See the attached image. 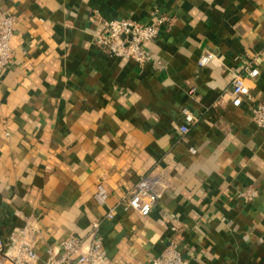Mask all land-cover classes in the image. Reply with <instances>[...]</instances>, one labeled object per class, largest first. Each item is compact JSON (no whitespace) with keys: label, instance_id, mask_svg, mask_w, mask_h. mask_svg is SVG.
<instances>
[{"label":"crops","instance_id":"obj_1","mask_svg":"<svg viewBox=\"0 0 264 264\" xmlns=\"http://www.w3.org/2000/svg\"><path fill=\"white\" fill-rule=\"evenodd\" d=\"M6 14L1 239L32 225L45 259L47 246L86 239L98 222L107 264H150L178 226L187 264H264V132L231 96L240 74L250 101L264 102V0H0ZM157 15L168 22L144 44V65L95 41L106 21ZM182 109L195 119L186 134ZM141 179L157 196L146 217L125 204Z\"/></svg>","mask_w":264,"mask_h":264},{"label":"built area","instance_id":"obj_2","mask_svg":"<svg viewBox=\"0 0 264 264\" xmlns=\"http://www.w3.org/2000/svg\"><path fill=\"white\" fill-rule=\"evenodd\" d=\"M168 22L165 15H157L153 23L147 24L133 19H114L104 23V31L95 37L105 53L112 57L133 60L139 65L150 61V55L144 44L156 38L163 26ZM14 18L6 14L0 21V77L1 73L13 64V55L10 41L13 35ZM213 55L206 53L199 59V65L208 64ZM248 77H256L257 69H249ZM192 91H190L191 93ZM232 104L241 105L244 100L249 103L251 120L253 124L264 132V102H251L249 89L245 85V76L235 74L231 85ZM184 124L179 127L181 134L189 131L188 124L194 123L195 119L187 109L181 110ZM193 147L189 153L194 154ZM238 195L250 200L254 193L245 190ZM107 195L102 186L97 187L95 200L99 205L105 204ZM157 203V196L151 191L150 183L141 179L136 183L125 199L128 208L134 210L142 217L150 214ZM105 217H114L113 209L107 211ZM172 236L162 253L150 259V264H187L180 252L181 236L178 226L171 228ZM40 231L32 225H25L15 230L7 241L0 238V264H107L108 258L103 248V239L99 234V223L90 226L86 239L79 236H69L56 246H47L46 258L41 259L36 247L41 241Z\"/></svg>","mask_w":264,"mask_h":264}]
</instances>
